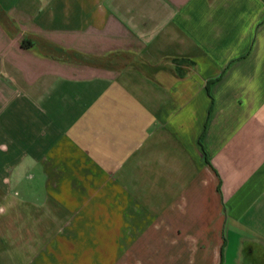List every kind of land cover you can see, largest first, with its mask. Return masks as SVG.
Returning <instances> with one entry per match:
<instances>
[{"label":"crops","instance_id":"crops-1","mask_svg":"<svg viewBox=\"0 0 264 264\" xmlns=\"http://www.w3.org/2000/svg\"><path fill=\"white\" fill-rule=\"evenodd\" d=\"M0 264H264V0H0Z\"/></svg>","mask_w":264,"mask_h":264}]
</instances>
